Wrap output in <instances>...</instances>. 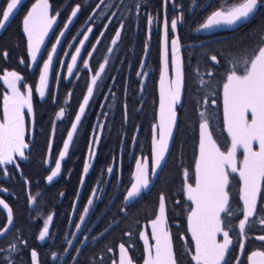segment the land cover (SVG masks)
Instances as JSON below:
<instances>
[{
    "label": "trees",
    "instance_id": "trees-1",
    "mask_svg": "<svg viewBox=\"0 0 264 264\" xmlns=\"http://www.w3.org/2000/svg\"><path fill=\"white\" fill-rule=\"evenodd\" d=\"M6 1L0 0V11ZM33 1L35 0L23 1L0 32V77L5 71H25L30 83L39 68H33L35 70L32 73L26 67L29 50L22 30L23 15ZM49 1L51 12L59 13V24L60 20L66 21L69 17L73 29L77 30L79 25L81 28L90 18L89 23L94 26L92 41L96 38L95 34L98 35L100 31L103 35L93 50L90 42L86 49L89 51H86L87 54L84 53L85 56L83 55L87 68L82 70L79 66L78 72L74 73L70 80L61 78L54 101L51 92L40 100L31 88L33 120L29 118V124L32 122L33 140L24 150V158H17L16 162L10 165L0 164V199L8 203L13 216L12 224L0 236V264H34L30 258V250L33 249L39 253V264H112L119 256L121 243L127 248L132 260L139 264L143 256L139 233L144 225L148 227V220L157 214L161 192L166 197V226L171 234L178 264H196L192 259L194 241L186 222L188 202L183 185L185 170L191 169L199 143L198 112L206 110L210 116L213 134L222 145L227 142L220 101L222 82L233 69L234 64L236 70L243 69V63L237 64L236 61L251 54L255 46L261 42V34H264V6L258 7L247 22L241 23L232 31L221 32L219 37L203 43H199V40L204 36L189 32L197 24L195 11L189 25H185L188 30L181 29V39L184 42L195 43L183 50L184 90L181 105L177 109V123L169 140V150L157 176L150 175L152 182L149 188L143 190L140 197L131 204L126 202L123 204L125 190L134 177L136 156L152 153V123L157 106L155 82L151 84L149 90L144 89L140 96L136 80L126 88L127 79L133 75L134 64L142 50L144 40L143 33L137 37L130 38V36L135 31V22L144 25L147 13L159 10L160 1L110 0V4L101 15H99L100 10L107 0L102 4L100 0ZM190 1H182L184 8L191 3ZM97 4L100 6L96 7ZM76 5L81 6L80 10L76 17H71ZM201 13L202 11L199 10L198 22L202 20ZM125 14L128 15L127 18H124ZM105 21L106 26L103 24ZM59 24L56 25L57 28L53 31L50 40L63 26ZM121 25H123L122 29ZM118 29L121 31V37L113 45L111 43L113 34ZM66 33H69V30ZM153 43L152 50L155 54V45L157 46L155 39ZM4 52H7L6 57L3 55ZM131 55L135 57L133 65L128 68L127 63L131 60ZM211 55H216L219 63L212 61ZM103 60H107L108 63L105 65V71L99 74L93 95L89 97V104L85 106V113L81 116L77 131L73 133L69 150L61 161V172L49 182L47 176L51 174V168L55 167L59 153L64 150L63 144L67 140V133L71 130L75 115L79 114V106L83 102L87 88L91 86V77ZM194 65L198 66L196 72L192 68ZM208 72L213 75L208 76ZM200 79L208 83L201 86L198 83ZM6 90L7 85L0 78V118ZM205 98L208 103L202 105ZM213 99L216 100L215 104L211 103ZM61 108L64 109L63 117L56 115ZM98 110L101 113L100 122L103 127L101 136L99 135L100 139L96 141L98 148L86 172V185L82 188L80 197L92 190L96 177L103 173L105 189L102 198L98 199L92 211L93 226L90 235L105 231L97 238H90L86 242L80 238V233L69 248L70 206L76 195L84 152ZM133 138H136V141L133 143L134 146H130ZM47 157L50 158L49 162L46 161ZM107 165L113 169L111 173L106 170ZM4 170L6 177L2 176L5 174ZM228 190L230 207L235 215L226 219V224L231 226L229 235L233 240L225 257L226 264H237V261L239 264H249L248 255L251 252L264 251V241L257 238L264 235V226L258 223H251L250 227L246 226L247 239L243 241L244 248L241 252L239 248L241 238L235 225L242 219L243 213L240 208L243 202L239 178L236 175L229 177ZM49 215L53 216L49 225V235L41 241L38 239L39 232ZM262 216H264V182L258 199L257 217L251 219L257 220ZM6 220L7 211L0 205V230ZM25 241L26 244L23 243ZM12 244L16 245V251H12L10 247Z\"/></svg>",
    "mask_w": 264,
    "mask_h": 264
},
{
    "label": "snow or ice",
    "instance_id": "snow-or-ice-1",
    "mask_svg": "<svg viewBox=\"0 0 264 264\" xmlns=\"http://www.w3.org/2000/svg\"><path fill=\"white\" fill-rule=\"evenodd\" d=\"M23 0H9L6 8L0 12V30L4 29L10 17L14 15ZM170 0H163L167 5ZM104 3V0H100ZM97 4L96 7H99ZM264 6V0H243L236 7L228 11L220 9L213 10L207 17L206 22L200 24L197 31L208 30L220 27L222 25L233 26L247 22L258 7ZM80 5H76L71 12V17H76L80 10ZM50 5L48 0H37L27 12L23 19V31L27 35L28 49L31 53V61H37V53L40 51V45L44 42V37L48 30L55 23V15L49 14ZM178 20H182V14L177 18L168 19L165 16L163 27L165 30L164 40V67L160 77L159 88V120L158 125L153 129V159L151 163V173H149V162L147 157L135 162L134 182L126 191L124 201L131 204L140 197L143 190L148 189L152 182L151 177H156L158 171L162 169L165 162L166 154L169 150V140L172 137L173 130L177 123L176 106L181 102L184 90V72L181 57V44L178 35L175 33ZM69 18L68 23H71ZM152 23V19L148 20ZM67 28V24L65 25ZM123 28V25L120 26ZM173 30V38L170 41L171 57L173 72L169 76V41L167 32ZM87 32L91 33L92 28ZM64 35L63 32L60 33ZM103 35V33H101ZM115 38L111 41L113 45L120 40L121 31L117 30ZM88 36L80 40V47L75 48V54L71 56V64L67 66L69 75L73 73V67L77 64V58L81 55V48ZM261 43L255 46L251 54H247L237 64L243 63V74H237L236 65L226 75V82L223 83V118L226 125L227 133L231 137V146L227 151H221L216 140L213 138V130L210 127V116L206 110L199 112L201 122L199 123V159L195 165V186L187 185V198L192 202L194 207H190L188 215V225L192 237L195 241L194 255L192 259L196 264H226V254L229 252V246L233 240L229 235L231 226L226 224V219L235 215L230 207L229 194V172L238 173L242 180V201L243 205L240 211L243 213L242 219L239 220L235 227L238 228L241 242L239 248L241 252L244 248L246 226L251 223H258L264 226V216L257 220L251 218L257 217V204L261 194L262 182H264V34L260 37ZM60 43L57 39L56 45ZM56 45H53L51 52L44 61L42 73L39 76L40 87L39 95H45L47 87L49 70L53 62V54L56 53ZM3 55L6 57L7 52ZM210 59L219 63L216 55H211ZM23 63V59H21ZM107 60L99 66V72L105 71ZM208 76L213 73L208 72ZM7 84L10 94L3 96V113L0 119V164H12L18 157L24 158V150L28 147L25 142V117L24 110H32V89L28 87L26 91H21L18 87L22 77L15 71H5L2 77ZM98 75L91 77V86L87 88V95L84 96L82 104L79 106V114L75 115V122L71 124V130L67 133V140L63 144V151L59 153V159L55 161L54 170L47 176L49 182L61 172V161L64 159L69 150V145L73 139V133L77 131V125L81 121V116L85 113V106L89 104V97L93 95V88L97 85ZM199 85L204 86L208 82L200 79ZM203 103H208L207 99ZM212 104L216 100L211 101ZM249 114L251 119L249 120ZM59 116H64V109L61 108ZM103 126H98L102 128ZM156 128H159V136H156ZM98 129H94V132ZM258 143V151L253 149V143ZM244 150V156L240 161L241 166H237L236 154L238 149ZM18 167V164H17ZM88 171L87 166L83 170ZM109 173L113 171L111 167L107 169ZM187 175V173H185ZM6 191V189H3ZM93 190V196H95ZM33 199H35L33 197ZM93 200H88V205H92ZM0 205L7 210V222L12 223V209L3 200L0 199ZM85 208L84 212L87 213ZM124 211V209H121ZM53 219L49 215L44 222L42 230L39 232L38 239L43 241L49 235V225ZM83 222V216L81 217ZM151 236L155 243H149L148 232L141 233L145 242L147 258L143 264H178L175 251L171 241V234L166 226V197L163 192L158 198V215L150 221ZM77 229L80 225H76ZM6 231V229H5ZM3 233H0L2 235ZM131 235V233H128ZM222 234V242L217 240V235ZM264 241V235L257 237ZM87 239V237H86ZM26 244V241L23 242ZM12 251H16V245H10ZM112 251V249H109ZM260 258V264H264V251L251 252L249 259L252 264H257L255 258ZM30 258L34 264H39V253L36 250H30ZM112 264H117L113 261ZM118 264H133L132 258L123 243L119 245ZM239 264V261H237Z\"/></svg>",
    "mask_w": 264,
    "mask_h": 264
},
{
    "label": "flooded vegetation",
    "instance_id": "flooded-vegetation-1",
    "mask_svg": "<svg viewBox=\"0 0 264 264\" xmlns=\"http://www.w3.org/2000/svg\"><path fill=\"white\" fill-rule=\"evenodd\" d=\"M157 1H161V5H160V2H159V14L165 12L167 15H172L171 16L172 19L173 18H177L178 16H180L182 14V20H178L177 29H176V33H177V35L179 37V41L181 43L184 42L181 39V29L182 28L186 29L185 25L186 24L189 25V21H190L191 17H193L194 11L196 13V18H197V21L196 22L198 23V16L197 15H198V11L199 10L202 11L201 16H203L204 14H206V13L210 12L211 10L215 9V6L212 5L213 4V0H195L191 5L189 3V5L186 8H184V6H183V2H182L183 0H170V2L166 5V7H165V4L163 3V0H157ZM199 4H200V6L198 7ZM175 9H176V12L172 14V12H174ZM89 19H87L84 22V24H83L84 26L82 27L81 34H77V36H76V38H75V40L73 42V45H75V43L77 42V40H78L79 37L82 40L84 38V35H87L86 30H87V28H88V26L90 24L89 23ZM91 28H92V31H93L94 26L92 25ZM55 29L56 28H53L51 34L53 33V31ZM68 30H69V33H66L65 38H64V41L67 40V38L70 39L71 36L76 31L75 29H73L72 24L70 25V27L68 28ZM186 30H188V29H186ZM171 31H173V30H171L169 28V30H168V39L169 40L173 36V34L170 33ZM151 32L145 36L144 40L145 39L148 40L147 41V46L143 47V45H142V48H141L142 50L138 54V57L136 59V63L134 64V68H133V69H135L136 65L138 63H140L139 62L140 61L139 59H140V57H142V61H141V64L140 65H141V69H145V72H144V75H142V72H141L140 78L141 79L144 78L145 79L144 80L145 83H149V82L152 81V72L150 70V68L152 66V60L149 58V55H148V52H149V48L148 47L150 46V36H151ZM92 34H93V32H91L89 34V36L87 35L88 36V40L84 42V46L81 48L80 59H77V64L75 65V67H73V73L71 75H68L67 80H70L72 78V76L74 75V73H77L78 72L76 68L80 64H81V69L82 70L87 68L86 67V64L83 63L82 57H83V55H84V53L86 51L87 52L89 51V50H86V49H88V47L90 45L89 43H90V39H91V35ZM113 36H114V34H113ZM113 39H114V37H113ZM64 46H65V44H63L61 42L58 45V47H57L58 52H57V55H55V57H54L53 64H52L53 67L51 66L52 71L50 70L51 73H49L50 76L48 77V83H47V87H46V90L48 91V93H50L53 90V86L55 87L57 84H59L58 83V77H59L58 76V73H59V71H58V69H56V67L59 66L61 56H62V54L64 52ZM70 46L71 45H68L67 46V51H69V52L72 51V49H71L72 47H70ZM134 48H135V45L132 48V52H133V49ZM184 49L185 48L182 49V52H183ZM144 50H146V53L143 56ZM69 52H68V54H69ZM134 57H135V55H131V57H130V59H131L130 67L133 65V59H134ZM42 59H43L42 54H39V56L37 57V61L35 63H33L31 61V55H30L28 57V61H27L28 64H27L26 67L31 68L33 66V68H36L41 63ZM67 59H68V56L65 57V60L63 62L64 65L66 64ZM23 66H25V65H23ZM54 68L56 70H54ZM34 70L33 69L31 70L32 73L34 72ZM63 75H64V73H63ZM20 76L22 77V80L19 83L25 84V82H27V77H28V76H26L25 71L21 72ZM132 77H133V75H132ZM132 77H130V79ZM37 78H38V76L36 74L32 78V81L29 83L30 84V87L33 88V90L36 88V85H37L36 80H37ZM135 78L136 77L134 75V77H133L134 81H135ZM86 95H87V90H86V93L84 94V96H86ZM28 112L30 114V111L29 110H28ZM99 115H100V113H99V110H98V113L96 115V119H95V121L93 123V126L91 127L92 133H91V135H90V137L88 139V142H87V145H86V150L84 152V157H83V162H82L83 163L82 164V171H81L80 179H79V182H78V185H77L76 195H75L74 200L72 201V204L70 206L71 207V211H70L69 219H68V228H71L70 229V234L68 233L69 234V237L68 238L70 240V242H69V248L76 241V239L78 238V236H79L80 233H81L80 238H82L83 242L89 241L90 238L91 239L97 238L98 236L95 237V235L99 233L98 232L96 234L90 235L91 234V228L93 226V224L91 223V222H93L92 221V211L94 210V206L96 205V202L98 201V199H101L102 198V195H103V192H104V189H105L104 188V183H103V181H104V174L103 173H100L96 177V179H95L94 186H93L92 190H90L89 193L86 192L85 194H83L82 197H80L82 188H84L85 185H86V182H85V175H86V173L83 170L87 166L88 159L90 157L92 142H93V138H94V134H95L94 129H96L98 123H100L99 122ZM24 117H25V119H27L26 118V111L25 110H24ZM27 126H28V124H27ZM27 135H28V133H27ZM24 139H25V142L27 144L31 143V141L33 140V138L30 137L29 135H28V138L25 136ZM17 158H20V157H17ZM5 165H8V164H5ZM2 176L6 177V171H5V174L2 175ZM130 186H131V183H129L127 189H129ZM127 189L125 190V193L123 195V204L125 202L124 201V196L126 195ZM93 190H95V193H96L95 196H93ZM0 191H1V189H0ZM89 199H92L93 200V204L92 205H88V200ZM85 208L88 209L87 213L84 212V209ZM82 216H83V222H81V217ZM78 224L80 225V228L79 229H77V227H76V225H78ZM86 237L87 238L89 237V238L86 239ZM67 247H68V245H67Z\"/></svg>",
    "mask_w": 264,
    "mask_h": 264
},
{
    "label": "rangeland",
    "instance_id": "rangeland-1",
    "mask_svg": "<svg viewBox=\"0 0 264 264\" xmlns=\"http://www.w3.org/2000/svg\"><path fill=\"white\" fill-rule=\"evenodd\" d=\"M37 2V0H35L34 2H32L29 6H28V9H27V12L28 11H30L31 10V7H32V5L34 4V3H36ZM48 2H49V5H50V7H51V3H50V1L48 0ZM241 2H243V0H221L220 1V3H219V5H223V6H225V7H229V8H231V7H234V6H236L237 4H239V3H241ZM110 4V0H107V2L103 5V7H102V9L100 10V13H99V15H101L102 14V12L106 9V7H108V5ZM154 5H156V4H154ZM160 5H161V1H160ZM165 7H166V5H165ZM176 12V9L174 10V12H172V14L173 13H175ZM57 13V11H54V12H51V10L49 9V14L50 15H55ZM27 14V13H26ZM165 16H166V18L168 19V21H171V16L172 15H167L165 12H163V13H160L159 14V10L157 9V10H155L154 12H151V11H149L148 13H147V17H146V21H145V24L144 25H142L140 22H135V25H134V28H135V31L134 32H132V35L130 36V38L133 36V37H137L140 33H143L144 35V38H145V36L147 35V34H149L151 31V36H150V46L148 47L149 48V52H148V55H149V58L151 59V60H153V58L155 57L156 59H157V63H158V65H159V63H160V68H161V64H162V56H161V46H160V36H161V33L163 32V31H165L164 30V27H163V21H164V19H165ZM25 17V16H24ZM128 17V15H126L125 14V16H124V18H127ZM149 19H152V23L151 24H149L148 23V20ZM64 19H62V20H60V24H59V16H57L56 17V21H55V23H56V25L58 26V24H59V26H61V25H64ZM105 26H106V24H107V22L105 21L104 23H103ZM57 26H56V28H57ZM52 27V26H51ZM90 27H92V24H89V26H88V28H90ZM78 28H80V25H79V27ZM87 28V29H88ZM195 28V27H194ZM193 28V29H194ZM51 30V28L48 30V33H49V31ZM192 30V29H191ZM190 30V31H191ZM128 31V30H127ZM86 32H87V30H86ZM47 33V34H48ZM171 34H173V31H171L170 32ZM26 34V33H25ZM81 34V33H80ZM89 32H87V35L89 36ZM167 34H168V32H167ZM96 35V38H95V40L94 41H92V37H91V40H90V42H91V49L93 50V47L99 42V40L101 39V31H100V33L97 35V34H95ZM174 35V34H173ZM80 36V35H79ZM72 37V36H71ZM114 38H115V36H113ZM173 37V36H172ZM45 38V37H44ZM143 38V39H144ZM54 39V38H53ZM71 39V38H70ZM70 39H68L67 40V42L65 43V44H67L68 42H69V40ZM152 39H155V42H156V44H157V46L155 45V47H156V52H155V54H153V52H154V50H152V47H153V45H154V43H152ZM171 39L172 38H170V41H171ZM80 40H81V38L79 37L78 38V40H77V42L75 43V45L71 48V49H73V53L75 52V48L76 47H80V44H79V42H80ZM147 39H145L144 41H143V47H145V46H147ZM52 42H53V40L51 41V43L50 44H52ZM44 43V42H43ZM261 43V42H260ZM41 45H43V44H41ZM111 48V47H110ZM50 50H51V47H49L48 48V50H47V52H46V54H45V58H44V60L42 61V64H41V66H40V68H41V70H42V67H43V63H44V61L46 60V57L48 56V54H49V52H50ZM42 51V50H41ZM91 51V50H90ZM129 52V51H128ZM42 53V52H41ZM38 54V56H39V52L37 53ZM87 54V53H86ZM85 54V55H86ZM104 54H105V52H104ZM70 55V54H69ZM69 55H68V57H69ZM84 55V56H85ZM89 56H90V53H89ZM191 56V55H190ZM171 57V46L169 45V58ZM172 58V57H171ZM88 59H89V57H88ZM82 60H83V63H85L86 64V59L84 58V57H82ZM140 61L139 62H141L142 61V57H140V59H139ZM104 61L105 60H103L100 64H99V66L101 65V64H103L104 63ZM130 63H131V60H129V63H127V65H128V68H130ZM68 65H70V63L67 61L66 62V64H65V66L61 69V74H59L58 72V74H59V76H61V78L62 79H67L68 78V72H67V66ZM81 65V64H80ZM53 67V66H52ZM59 68V66L58 67H56V69H58ZM193 70L196 72V71H198V66L197 65H194L193 67ZM55 68H54V70H56ZM50 70L52 71V68L50 67ZM50 70H49V73H51L50 72ZM143 70V71H142ZM62 71H63V73H64V75L62 74ZM139 72H142V75H144V72H145V69H141L140 68V64L138 63L137 65H136V67H135V69H134V71H133V77H134V75H135V80L137 81V82H139V84H138V94H139V96L142 94V92H143V90L144 89H142L141 88V78L140 77H138V73ZM172 72H173V66L169 63V76H171L172 75ZM230 73V72H229ZM228 73V74H229ZM99 74H100V72H99V67L97 68V70H96V73H94V75H98L99 76ZM243 74V71H242V73H241V75ZM49 76H50V74H49ZM141 76V75H140ZM133 77L129 80V79H127V83H126V88H127V86H129V84H132V83H135V81H134V79H133ZM224 82H226V78H225V81ZM21 86L23 87V88H21V91H26V89H24V84L22 83L21 84ZM18 87H19V84H18ZM68 93V92H67ZM6 94H10V90L8 89V86H7V90H6ZM156 99H157V106H156V115H155V119H154V122L152 123V138H153V129H154V127L156 126V125H158V120H159V80L157 81V90H156ZM55 99H53V101H54ZM204 103H202V105H203ZM176 109H177V107H176ZM25 111H26V118L27 119H25V126H26V132H25V136L28 138V135L30 136V137H32V131H33V128H32V126H30L29 125V118L31 117V114H29V112H28V109L27 108H25ZM58 112V113H57ZM56 113V115H59V111H57ZM199 112H201L200 110H199ZM199 112H198V121H200L201 122V117L199 116ZM100 115H101V113H100ZM100 115H99V122H100ZM0 119H2V117L0 118ZM251 119V115L249 114V120ZM75 122V120H73V122L72 123H74ZM27 124H28V126H27ZM98 126H99V123H98V125H97V127H96V129H98ZM100 126H101V122H100ZM199 126V125H198ZM198 130H199V127H198ZM27 133H28V135H27ZM101 128H99L98 129V131H96L95 132V134H94V138H93V142H92V147H91V153H90V157H89V159H88V163H87V168H89L90 166H91V164H92V161H93V158H94V156H95V153H96V150H97V148H98V144H97V140L98 139H100L99 138V135L101 136ZM156 136H157V138H158V136H159V128H156ZM213 138L216 140V142H217V144L219 145V147H220V149H221V151H227L228 149H230V146H231V144H230V142H231V138H230V136H229V138H228V140H230V141H228L227 143L225 142L223 145H222V143H220V141L217 139V136L216 135H214L213 134ZM199 139H200V134H199ZM135 141H136V138H133V140L130 142V146L131 145H133L134 146V144L133 143H135ZM253 149L254 150H259L258 149V143H256V142H254L253 143ZM48 155H49V152L47 153ZM243 156H244V150L242 149V148H240V149H238V151H237V154H236V160H237V166L238 167H240L241 166V164H240V161H242V159H243ZM145 157H147V159H148V162H149V169H151V163H152V159H153V150H152V153H148V154H142V155H138V156H136V158H135V161L137 160V159H140L141 160V162L143 163V158H145ZM49 157H47L46 158V161L47 162H49ZM198 159H199V143H198V147H197V150H196V152H195V154H194V157H193V160H192V164H191V169L190 170H188V169H186L185 170V173H187V175H185V178H184V194H185V198H186V201L188 202V210H187V215H186V222H187V227H188V230H189V225H188V215H189V209H190V207H194V205L192 204V202L190 201V200H188V198H187V191H186V189H187V185L188 184H192L193 186H195V179H196V176H195V165H196V162L198 161ZM110 166H106V170L109 168ZM51 170H54V167H52L51 168ZM231 175H236L237 176V178H239V175H238V173H231V172H229V177L231 176ZM239 182H240V195H241V197H242V188H243V184H242V180L239 178ZM242 199V198H241ZM243 202V201H242ZM156 215H158V211H157V214ZM155 215V216H156ZM155 216L153 217V218H151V219H149L148 220V227L146 226V225H144L142 228H141V232L139 233V237H140V239H141V243H142V247H143V256H142V259H141V261H140V263L139 264H143V261L147 258V251H146V245H145V242H144V240L142 239V237H141V233H143V232H145V231H147L148 232V235H149V243L150 244H154L155 243V241H154V238H152V236H151V223H150V221L152 220V219H154L155 218ZM46 221V220H45ZM44 221V222H45ZM189 232H190V230H189ZM190 234H191V232H190ZM191 237H192V235H191ZM192 239H193V241H194V238L192 237ZM222 239H223V237H222V234H218L217 235V240L218 241H221L222 242ZM194 243V249H195V241L193 242ZM249 256L250 255H248V260H249V264H252V261L249 259ZM256 259V261H257V264H260V258L259 257H257V258H255ZM115 261H117V264H118V258L115 260ZM133 264H136L134 261H133Z\"/></svg>",
    "mask_w": 264,
    "mask_h": 264
},
{
    "label": "water",
    "instance_id": "water-1",
    "mask_svg": "<svg viewBox=\"0 0 264 264\" xmlns=\"http://www.w3.org/2000/svg\"><path fill=\"white\" fill-rule=\"evenodd\" d=\"M15 11V10H14ZM206 22V21H205ZM222 26H228V25H222ZM218 28V27H217ZM2 113H3V107H2ZM12 224V223H11ZM11 224H8V222H6V224L4 225V227H3V229H1V231H0V233H5L7 230H8V228L10 227V225ZM5 229H6V231H5ZM1 236V235H0Z\"/></svg>",
    "mask_w": 264,
    "mask_h": 264
}]
</instances>
